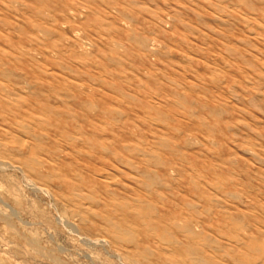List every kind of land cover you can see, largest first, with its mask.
Instances as JSON below:
<instances>
[{
	"label": "rangeland",
	"instance_id": "1",
	"mask_svg": "<svg viewBox=\"0 0 264 264\" xmlns=\"http://www.w3.org/2000/svg\"><path fill=\"white\" fill-rule=\"evenodd\" d=\"M0 264H264V0H0Z\"/></svg>",
	"mask_w": 264,
	"mask_h": 264
}]
</instances>
